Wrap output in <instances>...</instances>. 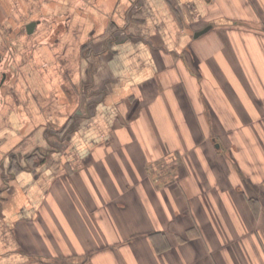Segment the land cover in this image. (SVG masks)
Instances as JSON below:
<instances>
[{"label":"crops","instance_id":"1","mask_svg":"<svg viewBox=\"0 0 264 264\" xmlns=\"http://www.w3.org/2000/svg\"><path fill=\"white\" fill-rule=\"evenodd\" d=\"M262 196L264 0H0V264H264Z\"/></svg>","mask_w":264,"mask_h":264},{"label":"rangeland","instance_id":"2","mask_svg":"<svg viewBox=\"0 0 264 264\" xmlns=\"http://www.w3.org/2000/svg\"><path fill=\"white\" fill-rule=\"evenodd\" d=\"M256 194H258V192L256 193ZM263 195V194H262ZM261 196V195H260ZM260 200H262V203H263V201H264V196H262V198H260Z\"/></svg>","mask_w":264,"mask_h":264}]
</instances>
